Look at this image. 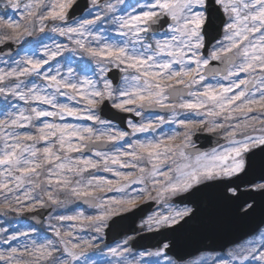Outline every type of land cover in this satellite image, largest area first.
I'll return each instance as SVG.
<instances>
[{"label": "snow or ice", "instance_id": "obj_1", "mask_svg": "<svg viewBox=\"0 0 264 264\" xmlns=\"http://www.w3.org/2000/svg\"><path fill=\"white\" fill-rule=\"evenodd\" d=\"M78 7V0H6L11 14L0 15V46H17L0 52L5 65L0 67V95L27 105L17 110L13 104L0 118V192L6 193L0 208L20 214L51 207L46 226L54 237L33 240L21 252L11 242L30 238L36 228L11 234L0 229V243L9 245L0 251V264H79L88 250L99 246L113 217L142 202L167 205L212 182H219L223 199L237 202L239 216H248L255 204L240 199L241 184L235 181L248 172L257 150L264 153V0H144L119 15L112 0H90L87 15L70 20ZM218 16L223 19L216 24ZM105 24L119 40L103 35ZM49 31L68 42L47 36L50 45L45 41ZM57 57L65 63L53 68L50 62ZM74 57L88 59L80 63ZM212 61L227 66V75H222L227 84L207 79ZM113 68L123 74L119 86L108 78ZM58 96L75 103H61ZM108 106L141 121L129 119L130 132L115 128L100 115ZM144 109L170 115L144 119ZM66 116L99 127L46 119ZM165 124L178 127L133 138ZM256 131L260 134H252ZM201 132L222 136L227 143L200 151L193 137ZM101 170L113 178L97 175ZM26 184L31 187L24 190ZM245 191L264 193V178L248 181ZM112 192L123 195H107ZM72 199L88 202L95 214L57 212ZM194 216L191 207H169L166 213L150 215L141 227H172ZM63 222L75 223L64 228ZM77 227L96 235L78 238ZM256 231L259 235L204 264H264V222ZM131 239L107 247L115 258L108 264H139L127 259Z\"/></svg>", "mask_w": 264, "mask_h": 264}, {"label": "water", "instance_id": "obj_2", "mask_svg": "<svg viewBox=\"0 0 264 264\" xmlns=\"http://www.w3.org/2000/svg\"><path fill=\"white\" fill-rule=\"evenodd\" d=\"M79 7L76 8L70 20L78 18L85 8L89 5V0H78ZM223 19L218 16L215 23ZM220 38L217 35V39ZM16 45L11 44L8 47L0 46V52H8L9 48L15 50ZM207 53V48L203 50ZM226 65L218 61H212L207 69L208 76L216 75L218 70L220 73H225ZM108 75L112 79L113 84L117 83L121 77L119 70L113 68ZM145 111H162L160 109H144ZM102 116H106L112 120L118 121L121 126H126L127 116H137L132 113H116L110 106L100 112ZM197 141L196 147L203 151L214 147V145L224 142L225 138L218 135L208 133H198L193 137ZM107 145H100L105 148ZM89 152V151H86ZM264 178V153L257 150L256 156L252 160L251 167L248 172L235 183L241 184V200H248L255 204L254 210L246 217H241L236 213V203L223 199L219 195V182H212L211 187L200 186V191L195 195H185L184 197L172 198V202H179L180 204H191L195 212V216L191 219L181 221L180 224L172 227H161L149 231H142L133 236L130 240L131 246L135 249H143L147 247H154L163 244L164 241L169 242L168 248L165 250L172 254L178 260H184L186 257L197 254L202 250H223L233 243L239 242L242 238L249 236L257 230V227L264 222V193L245 191L248 181H257ZM79 204L87 205L88 202L84 200H76ZM156 201L142 202L139 207L131 212L122 213L113 217L108 222V227L105 229L106 242L113 241L120 238L124 234H132L141 231L142 227L139 226L137 221L144 216L147 212L152 210ZM51 210L37 209L33 212H23L21 217H25L32 223L40 224L45 219V214ZM0 209V215H2Z\"/></svg>", "mask_w": 264, "mask_h": 264}, {"label": "rangeland", "instance_id": "obj_3", "mask_svg": "<svg viewBox=\"0 0 264 264\" xmlns=\"http://www.w3.org/2000/svg\"><path fill=\"white\" fill-rule=\"evenodd\" d=\"M5 2H6V0H0V15H3L6 11L9 14H11V10L5 8ZM143 2H144V0H124L123 4H118L117 0H112V3L115 4L117 7V12L115 13L117 15L121 14L125 10L130 11L131 8L129 6H135L138 3H143ZM86 15H87V11L82 16H86ZM17 16H18V14H17ZM101 27L104 29L103 35L119 40V37L112 30V27L110 25L105 24V25H102ZM47 36H52L53 39H55L57 42H62V43L68 42L66 40V38L60 37L57 34L51 33L49 31V32H47V34L45 36V41L48 42L50 45H51V41L47 40ZM207 55H205V56H207ZM66 56H67V54H65V57ZM3 59H7V57H4ZM74 59H76L80 63H84L87 61L88 58L85 57L84 60H80L79 57H74ZM57 62H59L62 65L65 63V58L64 57H57L56 61L50 62L52 64L53 68H55ZM0 67H5V65L2 61H0ZM174 67H178V65H174ZM224 75H227V72ZM215 77H216L215 80L213 79V76L207 77V79L209 80V82H212V83H215L216 80H219L221 83H225V84L228 83V81L222 80V75L221 76L220 75L215 76ZM241 77H243V74H241ZM30 79H36V78L32 77ZM25 83H28V81L26 80ZM121 84H122V79H120L118 84H114V86H119ZM57 100L61 103H75L74 101L70 102L66 99V97H61V96H58ZM0 101H1L0 102V118H3V114L5 112L12 110L11 105H13V104L16 105L17 110L19 108H27V105H25L23 101H19L15 98H12V97H8L6 99L4 96L0 95ZM39 107L48 108L49 106L39 105ZM152 115H154V113H148V114L143 113L144 119L150 118ZM166 115H170V113L166 114ZM187 115H191V114H187ZM101 118L105 119V120H111V119H108V118L103 117V116H101ZM46 119H48L49 122H55V123H70V124H79V125H83V126L99 127L98 125H93L92 121L83 120V119H75L73 117H67V116L64 117L63 120H60L59 118L56 120L55 118H52V117H49ZM128 120L129 119H127V121ZM131 120L133 122L139 123L141 121V117H139V119H137V121H134L133 119H131ZM112 122H113V125L115 128L125 130V128L118 125L117 122H114L113 120H112ZM176 127H178V126L174 125V124L173 125L165 124L162 126L161 129H157L156 132H153V133H151V132L137 133L136 136L133 138H138V139L143 140L146 138L159 136L161 134V132H168L170 129L176 128ZM257 128H259L258 125H257ZM130 131H131V129H130ZM249 132L251 133L252 130L250 129ZM252 134L259 135L260 132L256 131L255 133H252ZM120 143L124 144L123 141H121ZM226 143L227 142H225L222 145H226ZM2 147H3V145H2V143H0V148H2ZM125 147H126V144H125ZM214 148H216V147H214ZM106 150H109V149H106ZM209 150L210 149L204 150V151H209ZM73 155H75V154H73ZM86 155L92 156V152L89 154H86ZM0 170H2V169H0ZM91 171H93V170H91ZM96 174L104 176L106 178H113L111 176V173H106V172H103L102 170L98 171ZM30 187H31V185L26 184L24 190H27ZM133 187L139 188V187H142V185H134ZM4 195H6V193L0 192V203H3ZM107 195L120 197L123 195V193L112 192V193H108ZM169 207H171V208H183V207H191V205L186 204V203H184V204H178V203H174V202L172 203L170 200L168 201V203L166 205L163 201H161L160 203H157V206L152 210L151 213H149L148 215H146L145 217H143L141 219L140 223H142V221L147 220V218L154 213H160V212L166 213L169 210ZM78 210H83L85 212V214H95V212H96V209L93 207H90V206H87V208H84L83 206H78V205L76 206V204H74V199H72L69 203L65 204V206L63 208H58L57 212L60 214H73V212L78 211ZM72 223H75V222H63L62 226L64 228H68V226ZM30 227H35L37 230L35 233L31 234L30 238L20 237L17 241L11 242V245L20 248L21 252H23V247L24 246H30L32 244L33 240H36L39 243V242H42V240H44V239L54 238V237H52L51 232L48 231V229H47L46 219L42 225L37 227V226L31 225L29 222H26L25 220L23 221L19 217V214H17L14 211H11V210L5 209L4 214L2 215V217H0V229H7V232L9 234H11L12 232H16V231H24V230L29 229ZM143 229L148 230L147 227H144ZM74 234L78 238L83 237L84 239H89L92 236L96 235V233L91 229H88V228L81 229L79 227L74 229ZM2 235L3 234H0V236H2ZM255 235H259V233L256 232ZM129 236L130 235H126V236H124L121 239H118L116 241H113L110 243H105V234L103 233V239L99 242V246L97 248L88 250L86 257H81V261L79 262V264H83V261L85 259H87L89 261V264H108V262L110 260H114L115 258L111 257L108 254L107 247L115 246L117 243L122 242L126 237H129ZM253 236L254 235L250 236V238H247L246 240L242 241L239 244L245 243L249 239H252ZM256 245L259 246L260 241H256ZM127 247L130 249L129 253L127 254V259L129 261L137 260V261H139V264H204V262L210 261L212 256L222 254L220 252L212 253L210 251L201 252L194 257L186 259V261H177L173 258V256H171L169 253L164 251L163 245L157 246L154 248L143 249V250H135V249L131 248L130 244L128 243ZM8 248H9V245L0 243V251H6V250H8ZM157 252H159L160 255H155V253H157ZM141 253H143L144 255H141ZM149 253H152V255H149ZM29 259L30 258L27 256L26 253L23 254V260L24 261H27ZM248 264H253V262L251 260H249Z\"/></svg>", "mask_w": 264, "mask_h": 264}]
</instances>
